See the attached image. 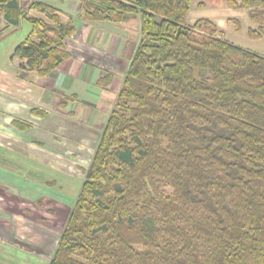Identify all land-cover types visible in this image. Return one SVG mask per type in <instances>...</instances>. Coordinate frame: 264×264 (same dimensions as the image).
Instances as JSON below:
<instances>
[{
	"label": "trees",
	"instance_id": "obj_1",
	"mask_svg": "<svg viewBox=\"0 0 264 264\" xmlns=\"http://www.w3.org/2000/svg\"><path fill=\"white\" fill-rule=\"evenodd\" d=\"M77 1L87 22L140 15L141 37L48 264H264V56L188 24L192 0ZM226 1L264 37V0ZM0 16L32 24L22 69L70 57L76 23L53 5L4 0Z\"/></svg>",
	"mask_w": 264,
	"mask_h": 264
},
{
	"label": "crops",
	"instance_id": "obj_2",
	"mask_svg": "<svg viewBox=\"0 0 264 264\" xmlns=\"http://www.w3.org/2000/svg\"><path fill=\"white\" fill-rule=\"evenodd\" d=\"M59 2L57 8L62 11L63 22L72 17L76 23V33L66 41L70 57L42 76L22 69L26 61L12 58L19 45L16 42L6 50L11 58L7 56L8 60L0 65V264L49 263L51 255L36 250V247L46 249L48 241L22 233L26 228L36 230L30 214L27 219H20L23 211L36 209L23 210L20 204L22 199L26 200L24 203L36 199V186L41 183L34 182L33 186L16 173L22 165H40L57 174L56 165L68 157L69 151L82 152L81 147L93 145L95 149L101 133L95 120L106 119L110 113L136 47L128 43L127 31L120 27L126 21L94 29L77 12H72L73 8L71 11L62 7L67 0ZM41 15L29 16L42 18ZM17 27L0 19V40L6 39V31ZM108 73L112 75L110 83H100ZM109 95L116 97L109 99ZM57 135L64 137L62 144H56ZM94 149L91 155L88 152L89 160Z\"/></svg>",
	"mask_w": 264,
	"mask_h": 264
},
{
	"label": "rangeland",
	"instance_id": "obj_3",
	"mask_svg": "<svg viewBox=\"0 0 264 264\" xmlns=\"http://www.w3.org/2000/svg\"><path fill=\"white\" fill-rule=\"evenodd\" d=\"M31 1L33 0H22V3L24 4V6H27ZM40 1L49 3L56 8L61 4L59 0ZM72 5L76 6L77 8L71 7ZM78 6L79 3L77 0H67L66 4H63L62 7L67 10H71V8H73V11H71L77 12L79 15ZM30 14L41 15V13L36 10H28L27 16L30 17ZM41 16L42 18L44 17L43 15ZM71 18L72 17H69V20ZM0 19H2L1 16ZM199 19L211 20L217 26L218 35L222 38L232 42L235 45L249 49L264 56V37L257 38L251 35L250 30L255 28V24L251 21L247 9L243 7H233L226 0H192L191 9L187 16V23L193 24L196 20ZM46 21L50 23L48 19H46ZM85 22L90 26L92 25L91 27H94V29L100 25H110V27H113V25H111L113 24V22L108 21ZM120 27L127 31L128 43H133L134 45H136L141 37L140 15H130L128 17V21H126ZM31 29L32 24L28 20L23 19L21 24L17 28L6 31V39L0 40V65L4 61L8 60L7 56L11 58V54L8 55L6 53V50L9 48L10 44H16V42H18L17 44H20L29 35ZM96 40L97 39L95 37V42ZM113 97H116V95H109L107 98L112 99ZM114 105L115 104L112 105V109ZM110 113L108 114L106 119L103 118L95 120V124L98 123L100 130H102V127L106 123ZM79 118H82L81 120L85 119V117ZM36 132L41 134L40 130H36ZM55 138L57 141L56 144L63 143L64 137L62 135H57L55 136ZM93 149L94 145L88 146V148L86 146L85 148L81 147L82 152H77L75 150L69 151L68 157H65L63 160H61V164H59V166L56 165V169H58L59 172L62 171V174H58L59 172L57 173L58 176L54 170L48 168L42 169L40 165L34 167L22 165L18 173H16L21 177V180H30L31 183H33V186L38 182L41 183L40 185L38 184L36 186V199H32L30 202L25 203L23 202L25 199H22V203L20 204V207L23 210L24 208L29 207L32 209L36 207V209L34 211L31 210L30 212L23 211L22 218L20 219L21 221H23V218L27 219V216H29L28 214H30V221L32 222L36 230L34 231L33 229L30 230V232L28 228H26V230H23L22 233L25 235H30V238H34L37 240L44 239L48 241L46 249L36 247L37 251L44 250L47 253L46 256L50 257L51 255L52 257L58 247L60 235L66 225L67 217L74 202V198L78 194L82 181L85 177V169L90 163V156L88 157V152L91 155ZM76 150H78L77 147ZM43 196H45L46 198H44Z\"/></svg>",
	"mask_w": 264,
	"mask_h": 264
}]
</instances>
